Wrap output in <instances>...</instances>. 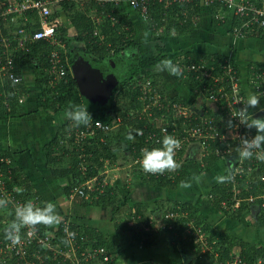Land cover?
<instances>
[{
    "label": "trees",
    "instance_id": "obj_1",
    "mask_svg": "<svg viewBox=\"0 0 264 264\" xmlns=\"http://www.w3.org/2000/svg\"><path fill=\"white\" fill-rule=\"evenodd\" d=\"M259 4L262 0H256ZM83 2V1H82ZM129 5V4H128ZM207 5L201 0L175 2L166 4L163 1H152L149 4L148 17H144L151 29L149 45L144 42H138L135 37V28L130 12L127 10V3L115 5L108 2L104 5L97 3L95 0L84 1L83 3L76 0H60L52 6V17L60 16L61 23L57 34L65 45L59 49L66 72L61 77H54L51 72L50 52L52 48L57 47L46 39H36L26 42L20 46L16 30L20 26L27 28L29 34L39 27V16L36 10H27L23 15H8L0 21V58L4 61L12 59L14 72L22 76L21 80L14 82L10 78H0V119L20 114L24 108V102L20 97L29 91L33 83L36 88V98L38 109L45 110L47 113L55 115L73 103L74 97L77 98L79 88L76 78L72 71V66L80 54H84L94 66L100 67L104 73L112 70L119 78L116 84L113 97L109 104H96L87 101L82 97L81 104L89 107L93 120L97 119L104 123H112L115 114L121 115L119 125L111 128L108 132L98 131L96 135L89 136L82 143H77L69 135L76 126L72 121L65 122L57 135L52 138L46 145L47 164L52 169V175L58 181L65 176L70 177L71 182L67 184L66 196L70 188L81 183L92 175L100 173L105 168L106 159L111 162L117 160H132L137 153H141V148L145 141V133L155 127H145L148 119L141 118L137 115L130 116L131 109H140L141 100L139 97L140 81L145 77L153 78L159 86L163 98L167 100L179 99L187 103L194 102V98L189 96H175L169 93L165 79L160 73L156 72L157 65L169 55L171 51L167 46L166 40L172 35L179 37L191 34L196 28L202 7ZM130 6V5H129ZM216 23L224 24L229 13L227 6L220 0H214L209 5ZM113 10V11H112ZM111 11L119 19L113 22L107 12ZM223 13L225 19L216 17L218 13ZM13 15V17H12ZM25 16L28 19H25ZM96 16L100 18L97 19ZM247 16L234 14L232 20L234 26H239ZM232 29V28H231ZM246 30L247 35L264 37V25L254 23ZM157 32L159 35H157ZM31 35V34H30ZM11 37L12 43L1 40V37ZM154 37V38H153ZM227 58L222 54H211L207 52L189 51L178 57H172L175 64L188 63L205 59L210 64H215L220 70L222 63ZM115 61V65L112 64ZM262 65L264 62H260ZM259 64V63H257ZM238 65V64H236ZM264 67V65H263ZM33 71V77L30 78L26 71ZM183 83L190 94L195 95L196 88L203 84L207 78L196 77L195 72H188L176 76ZM175 81V76H174ZM33 80V81H32ZM249 82V81H248ZM244 83V80H243ZM250 93L260 96V106L264 109V95L258 93L256 88L249 82ZM243 92L248 97L249 91L243 84ZM29 95V94H28ZM27 99V98H26ZM108 103V102H107ZM255 112V109H249ZM211 111V110H210ZM212 112V111H211ZM261 112V111H260ZM264 113V111H262ZM257 113V112H255ZM259 117V114H253ZM168 121V120H167ZM169 122V121H168ZM166 123V122H165ZM83 126V125H82ZM80 126V127H82ZM142 130L145 133H142ZM256 135V129H254ZM104 136V140L101 139ZM83 145L84 147H80ZM152 146L148 145V148ZM86 153L83 155L82 153ZM69 157L65 158V155ZM11 157L10 163L3 161V171L8 175V168H11V184H17L19 190L17 195L29 201L38 199L39 206L46 202L44 195L40 190H36L31 184L30 179L24 173L23 168L17 163L13 153L9 150L0 149V157ZM205 166L210 167L216 164L218 160L224 161L218 155L209 153L203 157ZM247 161V160H246ZM250 162V160H248ZM199 164V161H197ZM226 164V162H225ZM138 168H131L127 172H133L145 182L159 186L178 187L181 181L189 182L193 178L191 169L187 163H182L173 177L156 176L153 174H144L141 172L140 164H134ZM264 172V162L258 160L255 167L247 171L245 177L249 178L254 185L253 188L245 186V180L242 179V187L247 192H259L264 188V180L261 175ZM225 176H228L227 173ZM130 187V182L126 179L117 177L109 181L102 192L94 190L90 192V198H85L79 194L74 197L73 206L76 205H99L108 207L111 212V220L114 221L117 234L121 242L132 241L137 245L149 246L152 239L159 233H164L169 243L182 253H188L196 250L197 242L195 241L193 230L202 227L206 231L208 239L217 240L214 250H219V258L225 259L232 257V254L239 253L247 264H255L261 257L264 258V239L261 243L250 242L241 239L233 234L220 232L204 215L200 207L194 201L188 199L176 198L174 203L166 206L162 211L163 215L168 211H180L179 214L167 218L169 223L175 224L174 228L155 229V225L161 222L160 218L154 214L148 213L147 208L142 202L130 203V197L125 188ZM232 185L228 180L220 183L216 182L208 190V199L212 201L215 207L221 209L223 200L231 199ZM38 197V198H37ZM55 199L56 196H54ZM68 198V197H67ZM162 206V205H161ZM162 208V207H159ZM15 207L0 208V242L4 239V229L14 220ZM6 211V212H1ZM246 212H253V207L247 202H242L241 207L234 211H227L232 217H242ZM71 218V226L76 228L79 238H84L85 245L103 244L109 252L113 245V240L106 238L101 232L88 225H82L75 220L76 214L73 212L63 214ZM163 217V216H162ZM153 221H150V220ZM256 224L264 225V214L259 212L256 215ZM189 222L194 224V228L188 227ZM146 225H151L146 229ZM43 229L44 225H40ZM187 235L188 237H184ZM201 253V252H200ZM215 252L208 250L196 258L198 261H213ZM118 261V253L113 254V259L103 261L96 259L92 264H113ZM122 264V263H120ZM167 264H181L179 261H171Z\"/></svg>",
    "mask_w": 264,
    "mask_h": 264
},
{
    "label": "built area",
    "instance_id": "obj_2",
    "mask_svg": "<svg viewBox=\"0 0 264 264\" xmlns=\"http://www.w3.org/2000/svg\"><path fill=\"white\" fill-rule=\"evenodd\" d=\"M60 0H0V21L7 18L8 15H23L27 10H36L39 16V27L29 34L24 26H20L15 32L18 37L20 46L26 42L36 39L49 40L54 46L50 52L51 72L54 77H61L65 74L66 68L60 55L59 49L65 45V42L59 38L57 31L61 23V17H52V6ZM83 3L88 0H76ZM83 1V2H82ZM97 3L104 5L108 2L115 5L122 2L129 4L138 9L146 18L148 17L149 4L152 1H163L166 4L175 2L193 1V0H95ZM203 3L210 5L214 0H201ZM228 10L234 14L245 15V18L239 26L236 27V34L243 35L245 28H249L254 23L264 25V2L261 4L255 0H220ZM113 11V10H112ZM113 22L119 21L118 17L107 12ZM12 15V17H13ZM99 19V16H96ZM218 17L224 19V15ZM25 19H28L25 16ZM2 41L12 43L11 37H1ZM182 72H195L196 77L207 78L196 88L194 102L187 103L183 100H165L154 82L153 78L145 77L139 83V97L141 100L140 109H131L130 116H139L148 119L149 124L145 127H155L145 133V141L141 148V153H137L132 164H140L141 172L146 173L142 167V151L144 149L160 147L165 135H173L181 141V147L176 151L175 159L181 165L187 163L188 149L192 150V155L199 165L205 166L203 157L209 153H214L224 159L227 165V175L232 185L231 199L222 201L221 209L224 212L234 211L241 207L242 202H247L252 207H257L259 212L264 214V188L259 192H245L242 187V179L245 180V186L253 188L252 181L246 178L247 171L253 169L258 160L253 157L250 162L247 160L237 159L236 146L240 144L241 137H252L255 135L254 130L247 129L240 124L236 117L237 111L243 107V102L247 96L243 92V73L238 65L231 59L226 58L218 70L215 64L208 63L205 59L191 61L179 64ZM12 59L4 61L0 58V78H10L14 82L21 80L22 76L16 74L13 70ZM249 82L256 88L258 93H264V69H250ZM28 93V92H27ZM27 93L20 97L24 102ZM212 112H211V111ZM250 111V110H249ZM251 112V111H250ZM253 113V112H251ZM121 115L115 114L112 123H104L97 119L91 121L87 126L76 127L69 135L77 143H82L89 136L96 135L98 131L108 132L111 128L119 125ZM169 122H168V121ZM229 120L233 121L234 127H226ZM166 122V123H165ZM104 140V136H101ZM152 146L151 148H148ZM80 147H84L80 145ZM86 155V153H82ZM228 160L231 163L228 164ZM10 163L11 157H0V198H7L10 203L9 207H15L17 204L26 202L19 197L16 192L19 190L17 184H11L12 178L10 173L5 174L2 162ZM108 161V158L105 160ZM264 162V161H263ZM179 169V168H178ZM165 172L155 174L156 176L173 177L178 172ZM106 169L96 175H92L81 183L74 185L68 192V199L73 201L76 195L90 198V192L99 190L102 192L106 184ZM154 175V174H153ZM264 180V172L261 175ZM18 189V190H17ZM38 198V197H37ZM38 204V199H32ZM7 209V208H6ZM6 212V211H1ZM180 211H168L161 215V222L155 225L157 230L165 228H174L175 224L169 223L167 218L179 214ZM163 216V217H162ZM63 221L58 226L44 229L39 225L37 230L23 229L21 232V242L12 244L5 238L0 242V264H92L96 259L110 261L113 254L109 252L103 244L85 245L84 238L78 237L76 228L71 225V217L62 215ZM150 221H153L152 219ZM194 224L189 222L188 227ZM150 229L151 225H146ZM194 228V227H193ZM74 234V235H73ZM206 231L202 227L194 228L193 235L197 242V258L208 250L215 252L214 259L211 261H198L194 264H247L245 259L239 254H232V257L225 259L219 258V250H214L217 243L216 239L209 240ZM201 252V253H200ZM113 264H117L114 262ZM120 264V263H119ZM255 264H264V258L261 257Z\"/></svg>",
    "mask_w": 264,
    "mask_h": 264
},
{
    "label": "crops",
    "instance_id": "obj_3",
    "mask_svg": "<svg viewBox=\"0 0 264 264\" xmlns=\"http://www.w3.org/2000/svg\"><path fill=\"white\" fill-rule=\"evenodd\" d=\"M126 7L134 22L136 40L149 45L152 37L146 19L138 9L128 4ZM227 13L229 14L226 15L227 19L224 24L216 23L217 21L215 22L209 5H204L197 26L191 34L182 37L178 35L168 37L166 42L171 55L166 59L171 60L172 57L182 56L189 51L226 55L227 58L238 64L243 73V84L250 93L248 87L250 69H264V64L260 63L264 62V37L246 36V30H248L246 28L243 35L236 34L237 26L233 27L234 19L232 20L234 13L228 8ZM219 15L224 14L221 12L215 16ZM156 72L160 73L162 78L165 79L170 94L197 98L194 94H190L187 87L176 76L174 81V76L167 71H159L156 68ZM26 74H28L27 79L28 76L33 77V71L31 70H27ZM29 84L31 86L20 114L0 119V149H9L13 153L17 163L23 168L31 184L34 185L33 188L40 190L46 201L54 202L61 216L74 212L77 215L75 220L78 223L93 227L106 238L112 239L113 245L110 249L113 254L118 253L117 264H167L173 260L179 261L181 264L196 263L197 253L194 251L180 252L174 247L173 243L168 242L164 233H159L152 239L149 246L137 245L132 241L121 242L114 221L111 220V212L108 207L82 204L73 206V202L67 198L66 192H64L67 184L71 182L70 177L65 176L56 181L57 179L52 175L51 167L47 164L48 155L45 151V145L57 135L61 126L69 120L66 117V112L70 105L55 115L38 109L36 88L33 83L29 82ZM76 97V99L74 97L72 104H81L82 95L80 90ZM79 97L81 100L78 101ZM261 109L262 106L259 104L255 111L257 113L253 111V114L264 117ZM192 150L189 148L187 152V164L193 174L192 180L189 181L191 187L181 188L180 185L176 188L159 186L145 182L138 176H133L134 178L131 179L128 188L129 191L125 189L130 197V203L142 202L148 213L150 212V214L160 218L165 207L174 203L176 198L188 199L194 201L200 207L206 218L220 232L230 233L250 242L261 243L264 239V225L258 226L254 219L259 213L257 207H253L257 209L256 212H246L242 217H232L227 212L215 207L212 201L208 199L207 192L217 182L216 178L225 176L227 172L225 162L218 160L216 164L203 170L192 155ZM67 157L69 155L66 154L65 158ZM194 177H200L199 182ZM69 216L74 218L71 215ZM184 237L188 236L185 235Z\"/></svg>",
    "mask_w": 264,
    "mask_h": 264
},
{
    "label": "clouds",
    "instance_id": "obj_4",
    "mask_svg": "<svg viewBox=\"0 0 264 264\" xmlns=\"http://www.w3.org/2000/svg\"><path fill=\"white\" fill-rule=\"evenodd\" d=\"M159 71H167L170 75L180 76L182 70L178 64L170 59H164L157 65ZM261 95H264L262 93ZM260 96L250 93L247 100L243 102L236 117L240 124L247 129H256V135L252 137H241L240 144L236 146L237 159L250 160L255 157L257 160L264 161V117H254L249 109L258 108ZM264 111V109H261ZM66 117L73 122L76 127L87 126L92 120L89 107L82 104H70L66 112ZM226 127L232 129L233 121L229 120ZM181 147V141L173 135H165L160 147L142 151V167L146 173L163 174L165 172H175L180 164L176 161V151ZM199 182L200 177H194ZM218 182L223 183L230 179L229 176H219ZM181 188L191 187L186 181H181ZM10 201L7 198H0V208H7ZM14 220L4 229V237L12 244L21 242V232L23 229L37 230L39 225L51 228L58 226L63 221V217L57 211L54 202L46 201L43 206L35 204L29 200L22 204H17L14 209ZM74 235V234H73Z\"/></svg>",
    "mask_w": 264,
    "mask_h": 264
},
{
    "label": "water",
    "instance_id": "obj_5",
    "mask_svg": "<svg viewBox=\"0 0 264 264\" xmlns=\"http://www.w3.org/2000/svg\"><path fill=\"white\" fill-rule=\"evenodd\" d=\"M112 64L115 65L114 60H112ZM72 71L82 97L87 101L102 105L112 97L113 89L119 81L113 71L104 73L100 67L94 66L83 54L76 58ZM230 163L231 160H228V164ZM256 211L257 209L253 208V212Z\"/></svg>",
    "mask_w": 264,
    "mask_h": 264
},
{
    "label": "rangeland",
    "instance_id": "obj_6",
    "mask_svg": "<svg viewBox=\"0 0 264 264\" xmlns=\"http://www.w3.org/2000/svg\"><path fill=\"white\" fill-rule=\"evenodd\" d=\"M157 35H159V33L157 32ZM154 38V37H153ZM111 159H108V161H106L105 165L103 168H105V172H106V180L107 181H112L114 179H116L117 177H120L123 179V181H126V179L130 182L132 178H134L133 176H136L133 174V172H127V170H129L131 168V170L133 171L134 168H138L136 167L134 164H132V160H117L116 162H111ZM126 191H129L128 188H125Z\"/></svg>",
    "mask_w": 264,
    "mask_h": 264
},
{
    "label": "flooded vegetation",
    "instance_id": "obj_7",
    "mask_svg": "<svg viewBox=\"0 0 264 264\" xmlns=\"http://www.w3.org/2000/svg\"><path fill=\"white\" fill-rule=\"evenodd\" d=\"M110 71H112V70H110ZM110 71H109V72H110ZM107 73H108V72H107ZM115 87H116V86H115ZM115 89H116V88H115ZM115 89H113V93H114ZM113 93H112V97H113V95H114ZM112 97H111V98H112ZM111 98H110V99H111ZM110 99H109L108 103H105V104H109V103L111 102ZM98 101L103 102L102 100H98ZM94 103H95V102H94ZM96 104H99V103H96ZM105 104H104V105H105Z\"/></svg>",
    "mask_w": 264,
    "mask_h": 264
}]
</instances>
